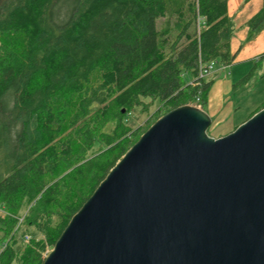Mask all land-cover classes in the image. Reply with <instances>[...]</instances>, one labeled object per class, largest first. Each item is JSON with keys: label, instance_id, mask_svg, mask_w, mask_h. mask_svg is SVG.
<instances>
[{"label": "trees", "instance_id": "obj_1", "mask_svg": "<svg viewBox=\"0 0 264 264\" xmlns=\"http://www.w3.org/2000/svg\"><path fill=\"white\" fill-rule=\"evenodd\" d=\"M227 1L0 0V264H42L149 128L127 125L134 108L205 110L203 71L233 60ZM244 27L263 30L264 2Z\"/></svg>", "mask_w": 264, "mask_h": 264}, {"label": "water", "instance_id": "obj_2", "mask_svg": "<svg viewBox=\"0 0 264 264\" xmlns=\"http://www.w3.org/2000/svg\"><path fill=\"white\" fill-rule=\"evenodd\" d=\"M210 125L191 105L158 118L42 264H264V108L220 138Z\"/></svg>", "mask_w": 264, "mask_h": 264}, {"label": "crops", "instance_id": "obj_3", "mask_svg": "<svg viewBox=\"0 0 264 264\" xmlns=\"http://www.w3.org/2000/svg\"><path fill=\"white\" fill-rule=\"evenodd\" d=\"M264 0H228V15L236 26V33L230 39V51L233 59L242 61H258L264 58V28L254 38L246 41L247 28L245 22L256 13L262 6ZM240 34L237 35V33ZM237 35V36H236ZM238 81V80H237ZM231 79L218 78L213 81L207 98L205 112L211 119V125L208 128L210 136L220 138L236 126L235 106L230 100V94L236 88L233 87Z\"/></svg>", "mask_w": 264, "mask_h": 264}, {"label": "rangeland", "instance_id": "obj_4", "mask_svg": "<svg viewBox=\"0 0 264 264\" xmlns=\"http://www.w3.org/2000/svg\"><path fill=\"white\" fill-rule=\"evenodd\" d=\"M234 33L233 35H235ZM240 33L241 31L237 33V35ZM240 61L241 60L234 58L231 65L226 67L214 64L212 70L209 71V73L206 75V78L208 80H216L217 78L219 80L231 79L232 82H236L244 75H246L254 65L253 61ZM253 72V76L250 78L246 85L237 87L230 94V100L235 106L236 114L234 125L236 127L250 118V115L258 107H260L262 102L264 101V58L257 64V67L253 70ZM158 105L159 104L157 102L153 103L144 113H140L138 111V108H134L127 117V125L132 128L137 127V129L139 128V130L145 129L147 126H151L160 114V117L162 116V110L164 109L162 106H160V110L158 111ZM206 133L209 137H211L208 130L206 131ZM26 212L27 210L23 209L20 212L21 216L23 217ZM22 217L20 218L19 222H21ZM31 237L39 238L40 235H38L34 231H31L29 234L24 230L23 227H20L16 233V238L22 243L30 241ZM51 250L52 249H48L45 254L47 255Z\"/></svg>", "mask_w": 264, "mask_h": 264}, {"label": "built area", "instance_id": "obj_5", "mask_svg": "<svg viewBox=\"0 0 264 264\" xmlns=\"http://www.w3.org/2000/svg\"><path fill=\"white\" fill-rule=\"evenodd\" d=\"M211 69H212V66H209L207 71H205V70L203 71V75L206 76L209 73V71H211Z\"/></svg>", "mask_w": 264, "mask_h": 264}]
</instances>
